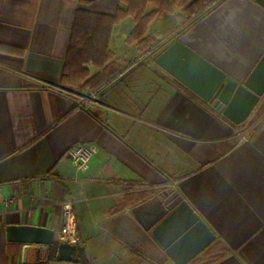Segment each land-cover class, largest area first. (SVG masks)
Listing matches in <instances>:
<instances>
[{"label": "crops", "instance_id": "obj_1", "mask_svg": "<svg viewBox=\"0 0 264 264\" xmlns=\"http://www.w3.org/2000/svg\"><path fill=\"white\" fill-rule=\"evenodd\" d=\"M126 1L0 0V264H81L7 239L8 227H35L63 243L64 201L72 202L88 264H264V94L236 126L200 98L214 72L178 59L176 78L155 64L227 0H209L190 19L180 6L157 13L148 4V42L129 39L135 13ZM77 12L127 16L108 43L104 74L115 72L95 91L61 83ZM158 33L165 35L154 40ZM262 33L256 14L233 4L194 42L228 68L248 58ZM102 71L90 67L91 76ZM259 116L239 141L238 128ZM79 145L97 148L84 174L67 157ZM166 190L213 238L195 231L182 239L192 216L180 207L164 213Z\"/></svg>", "mask_w": 264, "mask_h": 264}, {"label": "water", "instance_id": "obj_2", "mask_svg": "<svg viewBox=\"0 0 264 264\" xmlns=\"http://www.w3.org/2000/svg\"><path fill=\"white\" fill-rule=\"evenodd\" d=\"M233 4L242 5L247 10L255 13L263 28V33L258 36L256 47L243 63L227 68L223 65L221 58L211 55L210 52L203 49V43L200 41L195 43L194 40L214 16ZM178 59L196 63L198 68L209 71L212 75L214 72V83L212 77L208 94L200 95V98L206 103L212 102L213 107L234 125L238 126L244 123L264 94V0H227L222 7L194 24L186 33L180 35L173 44L156 58L155 64L178 78L176 73L171 70ZM261 72L263 75H261ZM259 75H261V78L257 79ZM167 195L169 196L165 200L167 207L164 213L173 207H180L187 210L192 216L191 228L185 230L184 234L181 235L182 239L195 231L209 234L213 238L206 224L200 220L177 193L173 190H166L159 197L163 198ZM6 232L7 239L12 242L45 247H50L53 244L54 231L52 230L35 227H8ZM55 259L58 262L77 263V245L58 244Z\"/></svg>", "mask_w": 264, "mask_h": 264}, {"label": "trees", "instance_id": "obj_3", "mask_svg": "<svg viewBox=\"0 0 264 264\" xmlns=\"http://www.w3.org/2000/svg\"><path fill=\"white\" fill-rule=\"evenodd\" d=\"M209 0H129L126 1V12L135 13L131 16L135 27L129 39L150 41L145 38V29L155 18V15H145L148 4L156 7V12L171 11L180 6L186 19L192 18L201 11ZM124 14L116 18H102L86 12H77L70 32L67 53L63 63L61 83L63 85L89 87L92 91L97 90L107 82L108 77L115 70H110L109 76L104 74L110 68L108 64V43L115 23L126 19ZM90 67L103 68V74L90 75ZM58 243H53L49 250L54 258ZM77 253L81 264H88L83 259V250L77 247Z\"/></svg>", "mask_w": 264, "mask_h": 264}, {"label": "built area", "instance_id": "obj_4", "mask_svg": "<svg viewBox=\"0 0 264 264\" xmlns=\"http://www.w3.org/2000/svg\"><path fill=\"white\" fill-rule=\"evenodd\" d=\"M95 96L93 95L91 98L83 97L81 98V102H87V101H94ZM261 116L256 118L255 120L251 121V124L247 126L245 129H239L236 132V137L239 141L245 140L244 131L249 128L250 126L255 125V123L260 119ZM248 125V124H247ZM97 153L96 147H89L84 145L76 146L67 152V157L72 163L76 173L78 174H84L88 168L89 163L91 162L93 156ZM63 208V222L64 225L62 229L60 230V236L63 243H67L70 245H78V236L76 231V220H75V214L72 207L71 201H64L62 204Z\"/></svg>", "mask_w": 264, "mask_h": 264}, {"label": "flooded vegetation", "instance_id": "obj_5", "mask_svg": "<svg viewBox=\"0 0 264 264\" xmlns=\"http://www.w3.org/2000/svg\"><path fill=\"white\" fill-rule=\"evenodd\" d=\"M248 124V125H247ZM247 124H243L240 128H238V130L239 129H245L247 126H249V124H251V122H249V123H247ZM254 127V125L253 126H250L249 128H247L245 131H244V135H245V137H246V135H247V133L252 129ZM237 130V131H238Z\"/></svg>", "mask_w": 264, "mask_h": 264}, {"label": "rangeland", "instance_id": "obj_6", "mask_svg": "<svg viewBox=\"0 0 264 264\" xmlns=\"http://www.w3.org/2000/svg\"><path fill=\"white\" fill-rule=\"evenodd\" d=\"M116 35H119L118 32H116ZM164 35H165V34H162V33L155 34V37H154L153 39H154V40H156V39L159 40V39H161L162 37H164ZM165 44H166V43H165ZM165 44H164V45H165ZM164 45H162V46L160 47V49H161ZM87 88L90 89L89 87H87ZM90 90L92 91V89H90Z\"/></svg>", "mask_w": 264, "mask_h": 264}]
</instances>
